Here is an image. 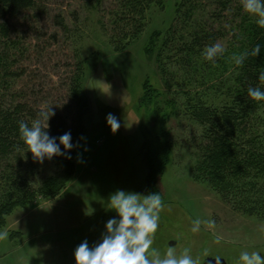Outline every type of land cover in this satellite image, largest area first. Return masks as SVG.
Masks as SVG:
<instances>
[{"label":"rangeland","instance_id":"obj_1","mask_svg":"<svg viewBox=\"0 0 264 264\" xmlns=\"http://www.w3.org/2000/svg\"><path fill=\"white\" fill-rule=\"evenodd\" d=\"M46 1L38 21L31 25L23 17L16 21V33L23 36L27 50L20 55L25 74L18 86L37 93L40 106L61 108L71 120L67 83L79 60L81 91L89 106L82 120L84 131L75 144L73 177L56 196H37L4 217L0 232L7 236L0 239V264H75L76 247L84 239L90 247L100 243L107 234V221L119 219L108 208L110 194L118 189L146 194L151 186L163 203L152 245L161 255L169 247L178 256L189 249L197 264L220 256L225 264H236L242 250L264 255V175L248 168L247 184L239 187L244 180H212L198 169L203 126L192 107L201 96L194 91L207 95L213 91L193 82V71L177 58H168L177 44L171 39L165 44L169 30L185 25L173 15L180 0L153 6L140 36L122 49L110 44L102 10L91 0ZM112 2L102 0L103 9ZM200 19L206 20V15L201 13ZM62 20L64 28L58 25ZM142 96L143 101L154 99L161 110L172 108L162 131L159 119L139 109ZM109 113L120 122L115 133L106 121ZM155 137L165 142L168 155L149 184L145 147ZM62 160L64 156L55 155L34 162L27 149L10 153L0 162V193L9 175L36 189L61 169ZM194 219L201 221L197 232L191 230ZM170 241L175 243L169 245Z\"/></svg>","mask_w":264,"mask_h":264},{"label":"trees","instance_id":"obj_2","mask_svg":"<svg viewBox=\"0 0 264 264\" xmlns=\"http://www.w3.org/2000/svg\"><path fill=\"white\" fill-rule=\"evenodd\" d=\"M162 1L113 0L105 11L102 0H91L94 7L102 10L105 20L102 25L110 44L120 49L140 36L147 13ZM46 5V0H0V162L12 152L27 149L19 136L20 121L31 124L39 118L42 109L49 107L39 105L35 99L37 93L18 86L25 74L20 55L27 50L22 43L23 36L18 37L16 33L19 32L16 21L20 17L31 25L38 21V14L45 10ZM208 6L210 10H207ZM201 13L206 15V20L200 19ZM173 15L177 20H185V25L183 29L175 25L174 29L171 27L169 30L172 33L170 37L166 36L165 44L170 39L173 42L176 40L177 44L168 58H177L180 65L193 71V82L201 84L203 88L206 85L207 89L213 91L210 95L194 91L196 96H201L192 107L203 126L202 141L198 146L201 157L199 171L205 177L221 181L227 177L244 180L250 172L248 168L254 174L264 175V101H254L247 94L249 87L264 88V84L258 80L259 72L264 71V28L256 25L255 17L243 10L239 0H180L174 6ZM63 24V20L58 23L64 28ZM153 38L154 35L150 41ZM214 43L222 44L225 52L216 58L215 63H211L202 58L201 52ZM257 43L262 45L261 53L256 57L249 56L242 66H236L232 56L250 51ZM82 77V64L77 60L67 83L72 119L68 120L61 108L50 107L55 115L47 122L42 121L51 136L59 137L71 132L74 144L68 150L71 158L64 156L61 169L42 180L36 189L12 179L11 175L6 176L8 185L0 193V226L14 207L26 205L37 196H56L73 177L75 144L84 131L82 120L89 106L88 99L81 91ZM144 93L146 96V89ZM139 109L149 111L151 118L159 119V132L162 131L166 115L172 112L170 107L161 110L152 98L143 101V96ZM71 124H75L74 129ZM158 138H153L145 147L144 160L149 170V184L162 170L168 155L165 142ZM246 184L244 180V184L238 186ZM150 192H154L153 186Z\"/></svg>","mask_w":264,"mask_h":264},{"label":"clouds","instance_id":"obj_3","mask_svg":"<svg viewBox=\"0 0 264 264\" xmlns=\"http://www.w3.org/2000/svg\"><path fill=\"white\" fill-rule=\"evenodd\" d=\"M241 5L246 13L255 17L256 25L264 28V0H241ZM261 48L262 45L257 43L250 51L234 54L232 61L236 66H242L249 56H258ZM224 52L222 44L214 43L206 46L201 56L205 61L215 63L216 58ZM258 80L264 84V71L259 72ZM247 94L254 101H264V88L260 86L249 87ZM53 115L55 113L48 107L47 110L42 109L39 118L31 124L25 121L19 123V136L32 153L34 162L42 163L55 155L71 158L68 151L74 147L71 132H65L59 137L51 136L42 123ZM106 121L113 133L119 129L120 122L115 114H107ZM107 203L108 208L114 210L119 219L113 217L107 221V234L100 243L90 247L88 240L84 239L76 247L75 264H197L189 249H184L178 256L172 247L163 255L152 248L163 208L159 192L142 194L118 189L110 194ZM200 223L199 219H194L191 230L199 231ZM6 236V232H0V239ZM221 257H215V264H221ZM236 264H264V255L259 251L242 250Z\"/></svg>","mask_w":264,"mask_h":264},{"label":"water","instance_id":"obj_4","mask_svg":"<svg viewBox=\"0 0 264 264\" xmlns=\"http://www.w3.org/2000/svg\"><path fill=\"white\" fill-rule=\"evenodd\" d=\"M175 242L174 241H170L169 245H173ZM215 264V257H207L204 261L203 264ZM221 264H225V260L223 258H221Z\"/></svg>","mask_w":264,"mask_h":264}]
</instances>
